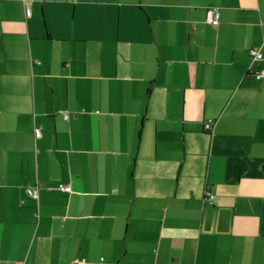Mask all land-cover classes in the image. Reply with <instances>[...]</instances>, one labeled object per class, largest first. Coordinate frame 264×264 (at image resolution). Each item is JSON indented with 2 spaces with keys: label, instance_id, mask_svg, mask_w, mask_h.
Returning a JSON list of instances; mask_svg holds the SVG:
<instances>
[{
  "label": "crops",
  "instance_id": "1",
  "mask_svg": "<svg viewBox=\"0 0 264 264\" xmlns=\"http://www.w3.org/2000/svg\"><path fill=\"white\" fill-rule=\"evenodd\" d=\"M263 69L264 0H0V264H264Z\"/></svg>",
  "mask_w": 264,
  "mask_h": 264
},
{
  "label": "built area",
  "instance_id": "2",
  "mask_svg": "<svg viewBox=\"0 0 264 264\" xmlns=\"http://www.w3.org/2000/svg\"><path fill=\"white\" fill-rule=\"evenodd\" d=\"M211 19L209 20V22L213 25H216L218 24L219 22V14L218 13H211ZM27 16H30V10H27ZM250 55H251V58L253 60H263V54L261 53L260 49H257V48H254V49H251V52H249ZM254 76L256 77V80H261L263 79L264 80V69L255 73ZM213 128V121H209L206 123L205 125V129L206 131H210L212 130ZM35 134H36V137H40L42 135V129L40 127L36 128L35 130ZM28 191V194L37 199L38 198V193L37 191L33 190V189H29L27 190ZM71 191V188L70 187H66L65 188V192H70ZM208 195V198L210 199H213V196L210 195V193H207ZM86 260H81V261H78L77 264H86Z\"/></svg>",
  "mask_w": 264,
  "mask_h": 264
}]
</instances>
